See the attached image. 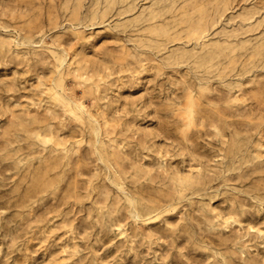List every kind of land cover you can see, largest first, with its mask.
<instances>
[{
	"label": "rangeland",
	"instance_id": "374dc122",
	"mask_svg": "<svg viewBox=\"0 0 264 264\" xmlns=\"http://www.w3.org/2000/svg\"><path fill=\"white\" fill-rule=\"evenodd\" d=\"M0 264H264V0H0Z\"/></svg>",
	"mask_w": 264,
	"mask_h": 264
}]
</instances>
